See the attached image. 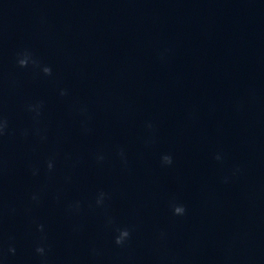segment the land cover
<instances>
[{
  "label": "clouds",
  "instance_id": "obj_1",
  "mask_svg": "<svg viewBox=\"0 0 264 264\" xmlns=\"http://www.w3.org/2000/svg\"><path fill=\"white\" fill-rule=\"evenodd\" d=\"M185 212V209L184 207H177L174 209V214H179V213H184ZM129 236V232L127 230H124L121 232V235L118 236L116 238V243L119 245V244H122L124 242V240L121 238V237H128ZM12 251H14V249H12ZM37 252L39 253H43L44 252V249L41 247V248H37Z\"/></svg>",
  "mask_w": 264,
  "mask_h": 264
}]
</instances>
